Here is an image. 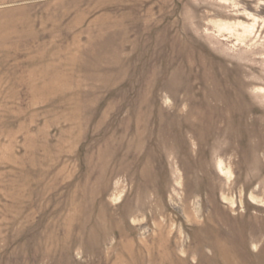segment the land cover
Instances as JSON below:
<instances>
[{"label": "rangeland", "instance_id": "rangeland-1", "mask_svg": "<svg viewBox=\"0 0 264 264\" xmlns=\"http://www.w3.org/2000/svg\"><path fill=\"white\" fill-rule=\"evenodd\" d=\"M0 264H264V0H0Z\"/></svg>", "mask_w": 264, "mask_h": 264}]
</instances>
